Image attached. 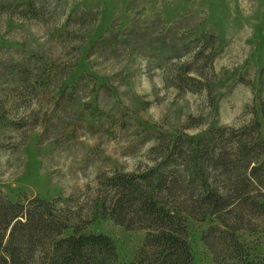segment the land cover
<instances>
[{
  "label": "rangeland",
  "instance_id": "374dc122",
  "mask_svg": "<svg viewBox=\"0 0 264 264\" xmlns=\"http://www.w3.org/2000/svg\"><path fill=\"white\" fill-rule=\"evenodd\" d=\"M36 1L43 19L0 0V190L13 200L84 202L99 177L153 165L165 137H256L260 123L264 139V0ZM187 72L197 81H178ZM198 218L196 264H216L215 221ZM249 219L237 235L264 254V214ZM89 231L112 237L119 264L145 237L110 217Z\"/></svg>",
  "mask_w": 264,
  "mask_h": 264
},
{
  "label": "trees",
  "instance_id": "16d2710c",
  "mask_svg": "<svg viewBox=\"0 0 264 264\" xmlns=\"http://www.w3.org/2000/svg\"><path fill=\"white\" fill-rule=\"evenodd\" d=\"M22 7L28 18L47 13L36 0ZM196 53V60L209 64L211 54ZM189 73L177 75L178 81H197ZM254 130L256 137L220 130L200 138L165 137L151 150L153 165L99 177L84 202L75 196L13 200L0 190V264H119L112 237L89 231L105 217L145 232L124 264H196L189 223L198 217L215 221L207 237L216 264H264V254H255L237 235L252 215L264 214L260 123Z\"/></svg>",
  "mask_w": 264,
  "mask_h": 264
}]
</instances>
